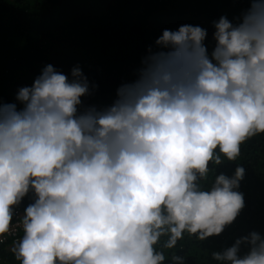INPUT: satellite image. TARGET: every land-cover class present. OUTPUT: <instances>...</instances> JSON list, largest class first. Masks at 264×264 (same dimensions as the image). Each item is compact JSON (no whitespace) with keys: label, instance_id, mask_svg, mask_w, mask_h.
Returning <instances> with one entry per match:
<instances>
[{"label":"clouds","instance_id":"1","mask_svg":"<svg viewBox=\"0 0 264 264\" xmlns=\"http://www.w3.org/2000/svg\"><path fill=\"white\" fill-rule=\"evenodd\" d=\"M213 27L210 54L206 29L164 30L108 106H82L87 77L52 65L18 90L22 108L0 104V235L34 195L20 213L22 237L0 247H15L20 264H164L162 238L171 250L185 233L204 240L235 220L244 169L208 188L202 181L210 162L236 161L242 144L264 135V0ZM212 258L264 264V236Z\"/></svg>","mask_w":264,"mask_h":264},{"label":"trees","instance_id":"2","mask_svg":"<svg viewBox=\"0 0 264 264\" xmlns=\"http://www.w3.org/2000/svg\"><path fill=\"white\" fill-rule=\"evenodd\" d=\"M251 0H0V104L16 103L18 90L30 87L47 65L69 76L79 67L87 77L91 94L82 106L104 107L116 98L117 89L132 82L149 48L164 30L182 25L207 30L204 44L210 54L215 46L213 22L227 17L231 22L250 6ZM237 167L244 169L237 189L244 207L219 235L198 240L188 233L174 249L156 246L165 255L164 264L181 257L183 264H223L213 253H223L242 237L256 232L264 236V135L241 145L236 161L222 157L209 163L205 188L215 177L231 178ZM34 202L29 192L13 208V220ZM21 237L23 235L21 230ZM14 249V248H13ZM0 247L3 264H20L14 250ZM242 244L239 255L247 252Z\"/></svg>","mask_w":264,"mask_h":264},{"label":"built area","instance_id":"3","mask_svg":"<svg viewBox=\"0 0 264 264\" xmlns=\"http://www.w3.org/2000/svg\"><path fill=\"white\" fill-rule=\"evenodd\" d=\"M19 222L20 217L17 216L16 219L13 220L10 224L9 230L6 233L0 235V243H5L6 241L11 240L13 244H16L19 241L21 235V227L19 225Z\"/></svg>","mask_w":264,"mask_h":264},{"label":"rangeland","instance_id":"4","mask_svg":"<svg viewBox=\"0 0 264 264\" xmlns=\"http://www.w3.org/2000/svg\"><path fill=\"white\" fill-rule=\"evenodd\" d=\"M12 248H15V247H10V249H12Z\"/></svg>","mask_w":264,"mask_h":264}]
</instances>
